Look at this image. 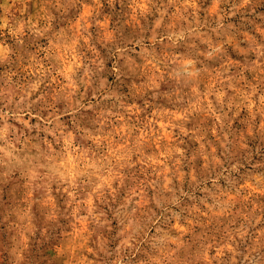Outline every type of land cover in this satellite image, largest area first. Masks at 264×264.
<instances>
[{"label": "rangeland", "instance_id": "rangeland-1", "mask_svg": "<svg viewBox=\"0 0 264 264\" xmlns=\"http://www.w3.org/2000/svg\"><path fill=\"white\" fill-rule=\"evenodd\" d=\"M0 264H264V0H0Z\"/></svg>", "mask_w": 264, "mask_h": 264}]
</instances>
